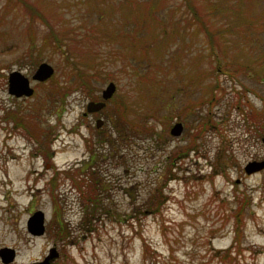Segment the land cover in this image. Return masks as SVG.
I'll return each mask as SVG.
<instances>
[{"label":"rangeland","instance_id":"rangeland-1","mask_svg":"<svg viewBox=\"0 0 264 264\" xmlns=\"http://www.w3.org/2000/svg\"><path fill=\"white\" fill-rule=\"evenodd\" d=\"M40 1L48 23L20 0H0V248L16 251L8 264L40 262L51 247L58 256L50 264H264V168L244 171L264 160V125L254 122L259 116L264 124V0H227L240 10L237 22L205 15L206 24L221 28L211 45L205 31L196 34L187 0H161L159 16L188 31L183 42H168L157 61L163 85L143 90L144 112L123 136L113 126L115 97L83 115L109 82L116 97L138 96L132 69L120 68L127 60L112 59L121 39L96 46L112 59L101 68L104 79L83 74V81L74 59L51 49L33 65L30 52L48 26L64 22L81 33L98 18L85 0ZM119 1H111L109 16L122 34L135 17H122ZM190 2L205 10L203 0ZM199 53L205 61L196 67L212 76L196 86L186 72ZM129 61L146 71L144 57ZM41 62L54 68L52 76L30 79V97L10 95L7 73L30 78ZM207 82L215 85L211 101ZM176 122L183 129L172 135ZM36 210L45 215L41 236L26 228Z\"/></svg>","mask_w":264,"mask_h":264},{"label":"trees","instance_id":"trees-1","mask_svg":"<svg viewBox=\"0 0 264 264\" xmlns=\"http://www.w3.org/2000/svg\"><path fill=\"white\" fill-rule=\"evenodd\" d=\"M20 1H22L21 3H23L22 5L25 6V8L32 9L39 19L48 23V20L44 19L45 13L40 9V0H37V4L35 5L27 0ZM85 1L90 2V4L96 8V13L98 14L97 20L89 26V29L87 27L84 31L79 33L77 30L78 27H67V24L64 22L59 27H57L56 23H53L50 26L47 25L48 30L45 32L41 44H39L36 51L34 50V55L32 50L30 52L31 61L33 65L39 63L46 49H51L53 52L59 51L61 54H66L68 59H74V62L71 64L73 67H76L75 69L80 71H78L79 77L84 81L87 78H85L83 74H88L90 76L100 75V77L104 79L105 76H101V68L104 64L111 63L112 59L114 61L119 60V58L120 60H127L121 63L120 68L125 71H127V67L132 69L134 80L137 82L136 85L138 89H135L139 91L138 96L133 99L131 98V95L124 93L123 95H120V97L113 95L111 98H116V118H118L116 122L113 121V126L116 127L118 135L123 136L124 130L129 127L130 129H133V122H135L136 118L144 112V105L141 104V101L144 98L143 90L150 87L154 92H158L162 87L161 85H163L161 73H163L164 70L162 64L160 63L159 65L157 61L164 55V50L168 49V42L172 41L175 36H179V40L183 42L188 27L186 25H181L177 20H175V22H170L172 20L170 17L162 18L159 16L160 13L158 14V10L161 0H120L118 3V10L119 12L122 11V17H124L123 14H126L125 12L135 17L132 22L131 30L129 29L128 31L127 29H124L126 28V25L125 23L122 24L123 30L121 31H124V33L121 34L120 31H118V27L116 28V22L111 18L112 14L115 12V8L111 3L112 0ZM190 1L191 0H187L188 6L192 9L193 19L197 20L196 23L194 20V23L197 24L195 27L196 34L205 31L208 35V43L210 45L212 44L211 41L214 34H219L221 28L213 27V29L208 23L206 24L205 15L210 17H225L231 22H237L236 17L237 15H240L238 7L228 5L227 0H203L205 3V5H203V7H205L204 11L199 10V8L194 6ZM46 6L47 4H45L43 8L45 9ZM191 22H189V25ZM152 25L153 29L151 28ZM144 29L147 30V35H138V37H136V35L144 31ZM226 29H228V27ZM118 39H121L119 40L121 48L111 51L115 56H111L113 57L112 59L108 58L107 55L101 57V53L96 46H103V44L106 46H112L111 44H114ZM151 42L152 44L148 45ZM30 45L31 47L36 45L33 38L31 39ZM151 49L154 50L155 54L150 57L149 51H151ZM198 55V60L195 61V67L191 69L192 74L190 71L186 72L187 82L196 86H199V84L201 85L202 83L204 84L203 81L212 76V70L196 67V65L205 61L204 54L199 53ZM140 57H144L147 62L146 71H141L140 66H133L129 61L130 59L135 60ZM211 61L212 60L210 59V62ZM86 70H90L95 74L87 73ZM213 70H216L217 72L219 71V68ZM221 71H225V69L223 68ZM106 74L108 76L111 75L112 72L108 70L106 71ZM205 87L206 89L209 87L206 92L208 93V100L211 101L213 99L212 93L215 89V85L213 82H207ZM157 111H160V108H157ZM130 115L135 119L129 118ZM254 122H258V124L260 123L262 126L264 125L262 118H259V116H257V120H254ZM97 183L98 181L94 182V184ZM89 202L96 206L100 204L99 200L97 198L94 199L93 197L89 199Z\"/></svg>","mask_w":264,"mask_h":264},{"label":"water","instance_id":"water-1","mask_svg":"<svg viewBox=\"0 0 264 264\" xmlns=\"http://www.w3.org/2000/svg\"><path fill=\"white\" fill-rule=\"evenodd\" d=\"M54 73V68L47 62H41L34 73L32 74V80L36 82H44L49 79ZM7 91L10 95L15 97H30L34 89L30 85V80L19 70H13L8 74L7 79ZM116 91V85L114 82H109L101 91V100L89 101L86 105V112L93 113L102 110L106 106V101L109 100ZM96 127L99 128L103 124L101 118L97 119ZM183 129L181 122H176L170 130L172 135H179ZM264 142V140H263ZM264 168V160L251 161L244 167L245 173L259 171ZM27 231L33 236H41L45 232V215L42 210L34 211L26 221ZM16 251L11 247L0 248V261L2 264H8L14 261ZM58 256V252L55 247L49 249L48 254L40 262L33 264H50V262Z\"/></svg>","mask_w":264,"mask_h":264},{"label":"flooded vegetation","instance_id":"flooded-vegetation-1","mask_svg":"<svg viewBox=\"0 0 264 264\" xmlns=\"http://www.w3.org/2000/svg\"><path fill=\"white\" fill-rule=\"evenodd\" d=\"M19 71H20V70H19ZM9 73H10V72H9ZM9 73H7V76H6L7 79H8V74H9ZM25 76H26V75H25ZM30 79L32 80V75H31V77L29 78V80H30ZM22 97H24V96H22ZM16 98H18V97H16ZM19 98H20V97H19ZM91 101H92V100H91ZM93 101H97V100H93ZM96 113H99V111H98V112H93V113H88V112L85 111V112L83 113V115L86 116L87 114H96ZM97 119H99V118H97ZM97 119H96V120H97ZM96 120H95V122H96ZM56 251H57V250H56Z\"/></svg>","mask_w":264,"mask_h":264}]
</instances>
